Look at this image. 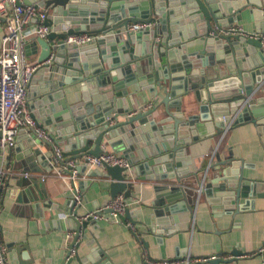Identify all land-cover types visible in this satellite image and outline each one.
I'll return each mask as SVG.
<instances>
[{"label": "water", "instance_id": "water-1", "mask_svg": "<svg viewBox=\"0 0 264 264\" xmlns=\"http://www.w3.org/2000/svg\"><path fill=\"white\" fill-rule=\"evenodd\" d=\"M23 1L46 10L45 24L51 28L47 39L33 37L28 42V57L41 50L34 78L54 83L53 92L60 91L63 96L59 102L62 107L68 104L67 90L81 87V99L75 93L78 106L74 107L81 114L72 118L48 108L44 97L53 98L47 88L40 93V117L52 132L57 131L54 144L63 147L66 160L99 158L107 146L122 152L132 167L137 157L136 176L154 184L155 204L163 206L174 223L180 214L192 213V203L201 196L216 205L212 190L220 182H226L225 192H229L219 194L227 211H233L235 205L238 212L241 197L264 196V182L246 178L232 154L218 164L211 161L207 168H202L203 157L192 156L198 144L216 134L248 123L264 126V106L254 99L264 87V0ZM247 12L257 37L230 32ZM185 19L193 25L190 32L184 29ZM137 23L153 26L135 32L124 30ZM77 34L93 35L97 40L90 47L65 44L68 36ZM97 90L103 94L97 95ZM144 90L150 92L153 102L149 105L144 97L143 104L131 110L127 99L134 104L131 99ZM159 133L171 134L172 140L163 150L153 147L160 155L149 157L145 146L149 139L154 145ZM43 144L48 151L43 152ZM25 155L36 158L45 168L48 159H53V144L33 133ZM191 165L193 172L189 171ZM104 170L110 178V200L121 194L131 198L136 183L128 169L105 165ZM214 170L222 172L223 180L206 182ZM229 174L234 177L228 178ZM74 201L68 217L76 224L73 246L77 247L82 231L93 222L79 221L80 206ZM128 215L129 209L125 217ZM222 255L218 252L208 263L232 264L241 252H232L228 260ZM68 257L63 264L78 259Z\"/></svg>", "mask_w": 264, "mask_h": 264}, {"label": "crops", "instance_id": "crops-1", "mask_svg": "<svg viewBox=\"0 0 264 264\" xmlns=\"http://www.w3.org/2000/svg\"><path fill=\"white\" fill-rule=\"evenodd\" d=\"M21 3L25 2L21 0ZM184 21V29L190 32V26L193 25L187 19ZM6 23V18H0V53ZM35 25L33 21L25 26V30H30ZM236 26H241L246 32H255V23L248 12ZM40 51L38 49L36 54L28 57L30 63L37 62ZM50 85H53V90ZM44 87L53 98L51 101L48 96L44 97L52 111L68 118L81 114L79 109H74L78 106L75 93L81 99L80 86L67 90L68 104L62 107L59 102L63 96L60 91L53 92L54 83L35 79L33 75L27 100L33 115L46 128L52 131V127L46 125L40 117V93ZM97 92L99 96L103 94L101 90ZM129 92L133 95L134 88H129ZM144 97L151 105L154 98L148 90H144L131 99L134 104L127 99L130 109L137 110V107L143 104ZM254 99L260 101L259 106H264V87ZM52 133L57 136L56 130ZM31 136L21 134L5 161L6 164L10 163L11 174L6 182L0 207V243L6 249L8 264H63L76 236V224L68 217L75 205L72 184L54 174L48 175L44 182L40 180V176L47 173L46 167L42 168L40 161L25 155L30 149ZM171 140V134L160 133L154 145L151 144L154 141L149 139V144L145 146L149 157L160 155L159 151L154 153L153 147L157 146L159 150H163V145ZM48 149L46 144L42 145L43 152ZM105 150L116 153L108 146ZM116 154L125 157L122 152ZM192 154L193 157L204 158L202 168H207L211 161L213 164L225 161L232 154L241 164L238 168L246 178L264 182V126L256 127L248 123L221 135L216 134L213 139L198 144ZM20 155L24 156L23 159L18 158ZM133 163L136 166L139 159L135 157ZM135 166L130 172L131 180L136 183L130 200L135 203L128 208L129 217L124 214L120 224L93 222L92 227L82 231L75 248L78 259L72 264H150L151 261L189 260L190 264H209L208 261L197 260L213 259L218 252L228 260L234 251L241 252V255L232 264H264V256L258 253L264 247V196L241 197L239 211H234L235 205L233 211H227L219 197L222 193L229 194L225 192L226 182H220L224 178L222 172L210 171L206 182L216 179L220 182L212 190L213 201L217 204L214 205L201 196L198 201L192 203L193 212L180 214L178 222L174 223L173 216L163 206L155 204L157 200L153 190L154 184L141 181L136 176ZM156 168L160 169L161 166ZM79 169L81 172L79 171L75 185L82 196V205L78 210V217L81 218L103 208L104 203L110 201V178L104 169ZM194 169L191 165L189 171L193 172ZM26 173L31 176L26 178ZM227 177L233 178L234 175L229 174ZM250 185L252 187V182H248V186ZM129 224L133 228H130ZM141 239L147 245H144Z\"/></svg>", "mask_w": 264, "mask_h": 264}, {"label": "built area", "instance_id": "built-area-1", "mask_svg": "<svg viewBox=\"0 0 264 264\" xmlns=\"http://www.w3.org/2000/svg\"><path fill=\"white\" fill-rule=\"evenodd\" d=\"M21 0H0V18H6V32L3 37L2 50L0 53V207L3 203V194L6 182L11 174L10 163H5L8 153L16 146L17 139L21 134L31 136L35 134L41 141L53 144V159H48L46 174L40 176L42 182L46 181L48 175H56L67 182H71V190L78 206L82 205V196L79 188L75 185L79 175L78 169L84 167L86 170L104 169L105 165L119 166L128 169L130 176L131 163L124 156L104 150L99 157L84 156L77 160H66L63 156V148L54 144L53 133L46 128L32 113L28 100V87L38 67L37 63H30L26 48L33 37L47 39L51 28L46 26L48 18L47 11L37 5L18 3ZM35 21L36 25L30 30L25 26ZM152 23L130 24L126 27L127 32H135L151 28ZM230 32L248 37H257L252 32H246L241 26H235ZM264 41V34L261 35ZM96 36L89 34H77L68 36L65 44H73L84 47L93 44ZM31 175L25 174L26 178ZM135 202L126 198L124 194L110 200L107 206L78 218L79 221L91 220L92 222L105 221L120 224L126 210ZM130 228H133L129 224ZM1 234V224H0ZM1 242V239H0ZM76 246H71L68 254L70 258L76 256ZM264 256V247L258 252ZM210 259L197 260L207 262ZM150 264H190L189 261H158ZM0 264H8L6 249L0 243Z\"/></svg>", "mask_w": 264, "mask_h": 264}]
</instances>
